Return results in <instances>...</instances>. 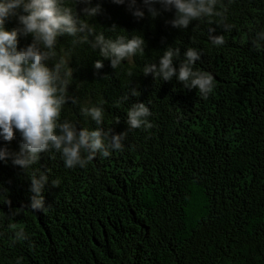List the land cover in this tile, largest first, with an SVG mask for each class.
Instances as JSON below:
<instances>
[{
	"label": "trees",
	"instance_id": "1",
	"mask_svg": "<svg viewBox=\"0 0 264 264\" xmlns=\"http://www.w3.org/2000/svg\"><path fill=\"white\" fill-rule=\"evenodd\" d=\"M91 4L100 12L89 23L106 35L113 26L140 34L147 45L145 56L117 70L87 46L70 63L69 93L104 101L103 127L124 134L122 149L71 169L54 150L42 153L34 168L60 181L45 186L44 212L26 207L31 172L0 162V186L11 202L0 204V264H264V40L256 39L264 0H217L220 16L186 30L166 23L171 11L137 20L127 0ZM14 26L13 18L6 27ZM209 28L224 35L222 46L211 45ZM166 46L180 50L179 60L188 47L202 53L193 67L214 77L207 99L175 78L143 74ZM128 86L138 95L117 103ZM135 102L149 107L150 128L127 127ZM61 118L95 127L75 109ZM5 144L18 152L19 133Z\"/></svg>",
	"mask_w": 264,
	"mask_h": 264
},
{
	"label": "clouds",
	"instance_id": "2",
	"mask_svg": "<svg viewBox=\"0 0 264 264\" xmlns=\"http://www.w3.org/2000/svg\"><path fill=\"white\" fill-rule=\"evenodd\" d=\"M125 4L126 0H113ZM77 4L84 6L77 12ZM217 0H127V8L134 18L143 19L147 13L155 19L162 12H173L166 21L172 28L186 30L194 21L220 16L216 9ZM159 5V7H156ZM100 12L91 0H0V141L13 140L20 136L18 152L0 146V162L11 161L29 175L32 193L26 205L32 211L46 210L43 192L46 185L58 186L59 179H49L46 171L35 169L42 153L55 151L60 154L65 168L85 167L97 154L109 157L122 149L123 133L105 130L104 101L82 98L69 93L73 84L74 68L72 57L81 51H96L103 59L110 61L113 69L131 66L135 57L145 56L146 42L142 35L117 30L115 26L107 31L89 23ZM15 19L11 29L6 25ZM224 25V30L230 29ZM208 29V40L214 47L222 46L225 37ZM30 37V43L20 46V40ZM67 38L61 44L59 38ZM257 40H264V30L257 32ZM202 53L193 47L183 52L166 46L155 63H145L142 72L154 79L171 81L173 78L186 89H195L201 98L207 99L214 87L212 74L194 70ZM126 62V63H125ZM103 67L102 60H96L95 69ZM127 75L131 77L132 71ZM135 87L119 98L117 103L137 96ZM77 110L84 121H92L95 127H78V120L61 118L62 112ZM151 112L144 102L131 104L126 112L125 123L129 129L150 128ZM6 190L0 186V204L9 205ZM9 210H12L9 207ZM24 237L23 231L16 238Z\"/></svg>",
	"mask_w": 264,
	"mask_h": 264
}]
</instances>
